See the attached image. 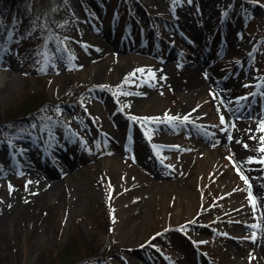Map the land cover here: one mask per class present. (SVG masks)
<instances>
[{
  "label": "rangeland",
  "instance_id": "1",
  "mask_svg": "<svg viewBox=\"0 0 264 264\" xmlns=\"http://www.w3.org/2000/svg\"><path fill=\"white\" fill-rule=\"evenodd\" d=\"M124 1L24 0L11 7L24 9L31 24L25 31L16 16L8 25L11 7L0 4L10 8L0 13V118L26 97L25 86L53 95L37 120L25 122L29 115L16 127L0 122V264H37L78 233L86 242L111 244L109 255L86 264H264L263 211L253 210L248 186L227 159L245 176L256 173L264 188V165L244 163L264 156L253 151L259 140L235 157L215 134L233 127L220 123V97L204 92L185 104L187 88L151 80L148 71L168 65L179 72L195 60L192 39L174 18L189 6L194 22L213 18L215 38H209L227 53L209 56L220 67L216 85L250 71L234 96L252 99L237 107V117L257 111L264 120L258 106L264 104V0H217L206 17L205 0H126L130 17ZM42 3L57 14L51 28L34 13ZM22 34L32 49L20 44ZM235 38L249 40L240 53L229 47ZM137 69L145 71L125 83ZM165 113H190L191 123L149 124V140L143 122L130 119ZM31 153L34 162L57 171L55 179L37 170L32 156L24 162ZM50 179L58 185L44 202L39 194Z\"/></svg>",
  "mask_w": 264,
  "mask_h": 264
},
{
  "label": "bare ground",
  "instance_id": "2",
  "mask_svg": "<svg viewBox=\"0 0 264 264\" xmlns=\"http://www.w3.org/2000/svg\"><path fill=\"white\" fill-rule=\"evenodd\" d=\"M217 0L215 1H207L205 0L202 5L205 6L204 14L205 17L209 16L206 12H212L214 9H216ZM1 4V3H0ZM191 5V4H190ZM188 9L185 7H179L180 9L177 10L178 13L175 14L174 18L180 22L183 29H185L188 32V36L192 39L191 42V51L190 56L193 57L195 60L191 61V64L188 65L187 63H184L182 66L181 71L177 72L176 70L172 69L171 66L164 65L160 68H157L152 72L154 74V78H152L149 75V78L154 81H163L168 84H171L175 87L182 85L183 87L187 88L189 91L188 95V101H185V104L187 102H190L195 96H199L204 92H211L214 96H218L221 98L220 104L217 105V111L219 112L220 117L223 116L225 122L232 123L233 127L232 130L223 131L221 128L218 131L216 130L215 134L219 137L218 140L227 148L228 151L233 153L235 157H238V155L241 152H244L245 149L243 148V144H248L250 147L253 146L255 143H257V139H249L250 136H255L258 138V134L255 132V128L257 124L260 122V113L257 111H253L249 117L247 118H240L237 117V115L241 116L240 113H238L239 110H237L238 106H245V99L240 100L237 96H234L235 92L240 88V81L242 78V75L244 72L250 73L249 70H245L241 72V75L238 76H230L228 77L225 82H221L216 85V79L219 75V69L220 67H214L210 63L209 56H215L218 53L225 54L227 56L226 51L222 50L220 52L217 51V46L213 43V38H215V21H213V18L209 20L207 23L203 21V19L197 22H194L195 20V12H191L189 6H187ZM1 8V7H0ZM4 9V8H1ZM193 9H195V4H193ZM217 11V10H216ZM218 12V11H217ZM197 13V12H196ZM218 14V13H215ZM198 15V13H197ZM213 17V16H212ZM172 38H178V40H182L178 34H173ZM213 36L212 39L209 37ZM184 48L188 51V43L183 42ZM249 44V40L246 39H237L235 38L231 43H229V47H232V51H236L238 53L242 52L245 47ZM199 46V47H198ZM216 48V49H215ZM120 49V48H119ZM121 50V49H120ZM142 52L149 53L150 50L146 48L140 49ZM218 58V56H217ZM225 58V57H221ZM10 69L12 71H15V68L10 66ZM218 73V75H217ZM10 76L14 77L13 74H9ZM264 86V85H263ZM263 88V87H262ZM230 90V92H229ZM229 93L231 98L229 100H226L224 97L225 94ZM256 102L257 100L254 99ZM264 102V99L262 100ZM184 104V105H185ZM260 105L261 102H260ZM261 109L264 108L260 107ZM243 111V109H242ZM194 116H196L195 111L193 112ZM116 125L118 129H121V120L116 119ZM251 131H248V130ZM231 135L232 139L229 140L228 137ZM237 141H240V143H237ZM224 146L222 148L224 149ZM32 155L25 156L24 162H28L27 159H29L31 156L32 164L37 170H40L45 175L49 176L51 179H55V175L57 174V171L54 169H50L48 166H42L40 165L36 160V157L33 153ZM137 162H140L142 164H145L143 162L142 156L140 153H137L136 155ZM147 161V160H146ZM146 166V165H145ZM257 170V168H256ZM247 177L249 178L250 183L254 185L252 193L254 197H256L257 200V207L256 209H260L263 212L264 215V188H260L258 186V179L255 177L257 176L256 173H247ZM49 180L48 184L49 186L43 189V192L39 194L40 197L44 196L46 197L44 202L49 201L47 198V195L50 194V197H52V193L56 191V185L57 182H53L54 180ZM53 182V183H52ZM50 199V198H49ZM264 219V216L262 217Z\"/></svg>",
  "mask_w": 264,
  "mask_h": 264
},
{
  "label": "trees",
  "instance_id": "3",
  "mask_svg": "<svg viewBox=\"0 0 264 264\" xmlns=\"http://www.w3.org/2000/svg\"><path fill=\"white\" fill-rule=\"evenodd\" d=\"M23 1L24 0H0V3L3 4L4 2H8V7H11V5ZM52 7L53 5H47L46 7L42 3V7L34 12L37 18H40L44 21V23L47 25V28L52 27L53 18L57 15ZM9 9L10 8H0V13L3 15V11H7ZM23 11L24 9H14L11 7V9L8 11L10 15L7 17L9 20L8 23L10 24L11 19L16 21L14 18L16 16V18L21 21V23H18V25L21 27V31H25L31 27L30 21H25L26 19H24V17H26V14L24 15L23 13H25V11ZM24 37L25 35L22 34L20 44L22 43V45L28 46L30 49H32V44L27 42ZM33 51L35 52L34 49ZM29 81L30 80H28L27 83H29ZM24 90V92H26V97H24L19 105L7 109L0 118V122L5 121L17 126L19 122L22 121L21 118L23 117L34 115L27 119H35L37 116L44 115L43 106H45V103L53 101V95L48 96L43 89H41V91H32L27 86H25ZM95 214L96 213H94V215ZM86 240L87 239L82 237L80 233L75 234L68 240L67 244L57 252L50 251L46 256L40 255L37 264H86L88 261L110 254L109 250L111 249V244H108V241H101L94 237L88 242H86Z\"/></svg>",
  "mask_w": 264,
  "mask_h": 264
},
{
  "label": "snow or ice",
  "instance_id": "4",
  "mask_svg": "<svg viewBox=\"0 0 264 264\" xmlns=\"http://www.w3.org/2000/svg\"><path fill=\"white\" fill-rule=\"evenodd\" d=\"M173 2H178V0H173ZM189 2H191V0H189ZM258 2V0H257ZM61 44L63 43L62 41L60 42ZM57 51H61V49L57 48ZM249 55L251 56L252 54L249 53ZM75 57L72 56V55H69L67 57V59L69 61H71L72 59H74ZM41 71H44L43 68H41ZM145 70L144 69H137L135 72L131 73L129 77H127L125 79V83L128 82V80L132 77V76H135L136 72H140V73H143ZM149 71V75L154 78V74L151 73V70H148ZM247 87V85H245ZM123 95H129L130 93H127V92H124L122 93ZM242 99H247V97H242ZM191 114L189 113L188 115H184L183 117H180V116H172V115H169L168 113H165L163 118H160V117H144V118H140V117H136V116H132L130 117V119L132 121H137V120H141L146 128V131H145V136L151 140L152 139V129L151 128H148L147 126L149 124H168V125H171L173 128H175L177 126V124H185V123H191V121L189 120V116ZM220 123L221 124H224L225 123V120H224V117L221 116L220 117ZM259 132L261 133H264V120H261L259 122V125H258V129H257ZM248 131H251L250 129ZM229 140L232 139L231 135H229L228 137ZM249 139H258L259 140V147L258 148H255L253 149V151H257L259 153H264V135H260L258 138L255 137V136H250ZM237 143H240V141H237ZM245 149H248L249 148V145L248 144H243L242 145ZM154 148L157 149V153L159 151L158 149V146L156 145H153ZM178 147V146H177ZM227 159H229L230 162L233 163V166L237 172V174L240 176L241 180L248 186L247 188V191H248V199L250 201V204L253 208V210L255 211L256 210V207H257V200H256V197H254L253 193H252V185L249 181V178L247 176L244 175L243 171L241 170V167L237 166L236 162L235 161H232V157H227ZM244 163H259L261 165H264V156H261L259 159H254L252 157H249ZM110 187V186H109ZM11 186H9V191L11 192ZM109 199H111V196H109ZM194 221L190 222V223H193ZM249 227L253 228V229H256V228H259V225L257 224H253V225H250ZM157 235H160V233H158ZM227 235V234H225ZM153 239H155V237H153ZM252 239L253 241L255 240V233L252 234ZM200 243H206L205 241H201Z\"/></svg>",
  "mask_w": 264,
  "mask_h": 264
}]
</instances>
